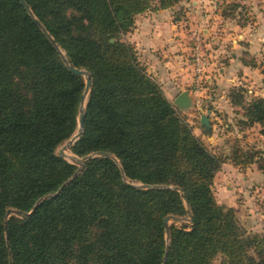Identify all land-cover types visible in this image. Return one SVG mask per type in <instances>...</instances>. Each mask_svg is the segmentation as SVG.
Wrapping results in <instances>:
<instances>
[{
	"label": "trees",
	"instance_id": "obj_1",
	"mask_svg": "<svg viewBox=\"0 0 264 264\" xmlns=\"http://www.w3.org/2000/svg\"><path fill=\"white\" fill-rule=\"evenodd\" d=\"M24 2L32 15L19 0H0V264H264V234L244 230L216 201L224 159L126 37L136 15L177 0ZM63 57L91 82L70 145L91 155L80 171L56 152L78 130L85 87ZM231 94L245 124L264 134V98L242 104L240 90ZM229 158L264 170L247 148ZM167 216L185 221L166 224Z\"/></svg>",
	"mask_w": 264,
	"mask_h": 264
},
{
	"label": "crops",
	"instance_id": "obj_2",
	"mask_svg": "<svg viewBox=\"0 0 264 264\" xmlns=\"http://www.w3.org/2000/svg\"><path fill=\"white\" fill-rule=\"evenodd\" d=\"M203 2L207 12L200 10ZM222 3L217 0H177L170 8L148 10L135 16L134 26L126 37L135 46L139 61L166 96L175 100L181 92L188 91L192 103V99L194 101V97L199 95L201 104L205 99L208 106L206 111L210 112L208 118L212 131L216 123L221 124L222 116L230 137L233 136L235 124L240 123L242 128L239 129H243L240 134L244 136L238 135V146L246 148L250 135L249 138L245 135L254 131L255 146L262 150L260 155L264 158L261 127L256 123L245 124L244 109L232 103L228 92L229 87L240 83L241 88L238 90L243 94V101L264 98V18H261L263 15L260 13L255 16L253 26L239 24L220 13ZM195 34L202 38V49L208 52L210 58L207 85L199 94L194 91L195 77L190 57ZM235 109L240 112L236 114ZM214 111L221 114L217 115ZM207 135L206 138L202 136V140L210 144L215 135L213 132L211 136ZM255 164L240 168L229 157L226 159L213 180V192L219 204L235 210L236 207L247 209L244 208L248 205L245 201L244 207L238 205L236 194L241 193L245 197L252 188H261L264 184V170ZM255 231L263 229L256 225Z\"/></svg>",
	"mask_w": 264,
	"mask_h": 264
},
{
	"label": "rangeland",
	"instance_id": "obj_3",
	"mask_svg": "<svg viewBox=\"0 0 264 264\" xmlns=\"http://www.w3.org/2000/svg\"><path fill=\"white\" fill-rule=\"evenodd\" d=\"M213 1H216V0H213ZM220 1H223L221 8H220V13L223 12L225 14V16H227V18L234 19L239 24H243L246 26H253V22L256 21L255 16L259 15L260 13H262V15H263L261 18H264V0H217V2H220ZM200 10H203V12H207V11H205L206 8H205L204 2H203V6L200 8ZM200 39L202 40L201 37H200ZM201 44H202V42H201ZM201 54H202L203 58L208 62V64H206L204 67V77L202 79L203 82H201L199 84V88H198L197 93L194 92L196 94H199L198 93L199 91H202V89L204 90L206 88V85H207L206 76H207L208 68L210 67L209 66L210 58L208 57V52L204 51L202 49ZM190 57H191V55H190ZM263 70H264V68H263ZM86 75H88L87 72H86ZM86 75L82 76L84 78V81H85ZM193 77H195V75ZM193 85H194V91H195V89H196L195 87L198 85L195 84V81H193ZM238 88H241L240 83H236L235 86L229 87L228 88L229 94L232 95L231 94L232 91L234 93L237 92ZM89 90H90V87L88 89V92L84 96L83 107H85ZM209 91H211V90L209 89ZM83 94H84V92H83ZM196 96L197 97H194L195 100L193 101V99H192V103H190V105L185 107V108H179L178 106H176L174 104L173 98L168 97V96H166V98L170 102H172L174 106H176L177 110L179 108L181 114L183 116H185L188 123L192 126L193 133L200 134L199 137L201 139H202V136H204L206 138V136H208L207 134H210V136H211V134L213 132V135H215L214 141L212 143L206 144V145L208 146V148L212 152L216 153L217 155H220L221 158L224 159V161H223V163H224L226 161V159L232 154L233 148L235 146H238V144H239V138H237V137H238V135L242 134V133L240 134V132H241L240 130H243V129H239V128H242L241 124L240 123L235 124V129L233 130V136L230 137L227 135L226 127H224V124L222 122V119H223V116H222L220 118L221 124L216 123V127H215L214 131H212L211 129H209V131H205V128L200 123V117H201V115H207L209 117L210 112L206 111L208 106L205 103V99H203L204 103L201 104V100H200L201 97H199V95H196ZM243 102L246 103V102H248V100L247 101L245 100ZM235 110H236V114L240 112L237 109H235ZM214 113H216L217 115L221 114L218 111H214ZM212 118H215V115H212ZM209 123H210V121H209ZM236 131H237V133H236ZM249 135H250V140L247 139V144H248V146L246 147L247 151L254 153L255 158L262 157L260 155V153H262V150L260 148L258 149L257 146H255L257 142L253 140L255 138L254 131H250L249 134H247L245 136H247L249 138ZM242 136H244V134H242ZM66 142H64L62 145H60L56 149V152L58 154H59V150L65 145ZM63 157L67 161H69L73 164H75V163L72 162L73 160H71V157H74L76 159H81L72 153V151L70 150V146L63 150ZM76 165H78V164H76ZM256 165H258V163H256L255 166ZM221 167H222V165H221ZM236 200H238V202H239L238 205H240V206L244 205V201L248 204L247 207L243 206L244 208H247L246 210H243L240 207H236L237 208L236 210L233 208L236 219H237L238 223L240 224V226L243 227L244 230H246L247 232H252V233L256 232V233L264 234V225H263L264 224V184L261 186V188L260 187L252 188L249 191V194H247L245 197H243V195L241 193H237L236 194ZM222 206H224V205H222ZM224 207H227V206H224ZM10 211L11 212L9 214H16L17 213V212L12 211V210H10ZM172 221H175V220L172 219ZM183 221H185V219H180L179 221H176L175 223L181 224V222H183ZM256 225H258L260 228H262L263 231H255ZM214 264H220V259L216 258L214 260Z\"/></svg>",
	"mask_w": 264,
	"mask_h": 264
},
{
	"label": "water",
	"instance_id": "obj_4",
	"mask_svg": "<svg viewBox=\"0 0 264 264\" xmlns=\"http://www.w3.org/2000/svg\"><path fill=\"white\" fill-rule=\"evenodd\" d=\"M19 2L24 6V8L26 9V11L28 12V14L32 15V13L30 12V10L28 9L26 3L24 2V0H19ZM34 21L36 22L37 25L40 26L39 22L34 19ZM42 31L44 32V34L50 38L48 36V33L44 30V28H42ZM51 42L52 39L50 38ZM62 54V53H61ZM64 58V57H63ZM64 61H65V64H66V67L68 68V70L74 74H78V75H81V76H85L86 75V72L82 69H78V68H75L73 67L71 64H69V62L64 58ZM90 77L88 75H86V78H85V88H84V94H83V98L81 100V104H80V111H79V115H78V130L77 132L65 143V145L59 150V154L63 156V150L65 148H68L81 134V129H82V119H83V102H84V96L85 94L88 92V89L90 87ZM174 104L176 106H178L179 108H185L187 106L190 105V98H189V94H188V91H184V92H181L178 97L174 100ZM200 123L201 125L205 128L206 131H209L210 129V123H209V118L207 115H201L200 117ZM104 156H108L107 154H102ZM91 155H88L84 158H81V159H76L74 157H71V160H73L72 162H74L75 164H78L79 165V169L78 171L81 170L82 168V162L89 158ZM112 159L117 162V160L112 157ZM78 171L73 175V177L76 176V174L78 173ZM71 180V178L69 180H67L66 182H64L60 187L59 189L53 193V194H49L47 196H45L44 198H49V197H53L54 195H56L58 192H60L63 187ZM142 187L144 188H163L165 186H161V185H143ZM38 203V202H37ZM37 203L34 205L33 209L36 207ZM11 211L8 210V214L10 213ZM170 219H173L175 221H179L181 218H177V217H171V216H167L164 218V222L167 224ZM189 220L191 221L192 220V217L191 215L189 214ZM168 232V231H167ZM166 259V254L164 256V261Z\"/></svg>",
	"mask_w": 264,
	"mask_h": 264
},
{
	"label": "built area",
	"instance_id": "obj_5",
	"mask_svg": "<svg viewBox=\"0 0 264 264\" xmlns=\"http://www.w3.org/2000/svg\"><path fill=\"white\" fill-rule=\"evenodd\" d=\"M194 46L191 52V59H192V64H193V72L195 75V84L198 85L195 88V91H198L199 84L203 82V77H204V67L208 62L203 58L201 52H202V44H201V39L198 35H194Z\"/></svg>",
	"mask_w": 264,
	"mask_h": 264
}]
</instances>
